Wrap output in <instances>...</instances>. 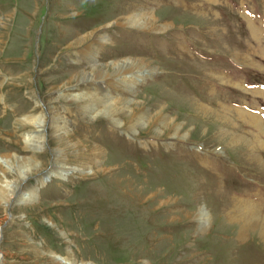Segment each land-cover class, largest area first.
Returning <instances> with one entry per match:
<instances>
[{"label": "rangeland", "instance_id": "obj_1", "mask_svg": "<svg viewBox=\"0 0 264 264\" xmlns=\"http://www.w3.org/2000/svg\"><path fill=\"white\" fill-rule=\"evenodd\" d=\"M141 9L174 27H109ZM250 28L264 47V0H0V179L19 172L17 160L3 158L37 155L40 163L28 180L38 186L34 200L8 206L0 198V264H264L255 223L248 241L207 235L221 217L248 220L234 213L243 206L238 200L264 213V51ZM75 32L91 34L90 42L109 36L98 51L102 63L139 58L156 69L130 88L107 82L89 90L132 99L138 116L172 118L188 139L167 137L172 127L160 139L147 136L157 124L139 137L105 118L88 122L76 106L55 99L74 141L98 148L99 156L71 154L67 163L82 169L42 183L54 172L57 146L48 137L40 152L30 149L24 118L43 112V101L65 88V75L88 68L80 50L69 49ZM241 112L258 122L239 119ZM227 133L244 145L226 141ZM201 208L210 212L206 229L196 220Z\"/></svg>", "mask_w": 264, "mask_h": 264}, {"label": "bare ground", "instance_id": "obj_2", "mask_svg": "<svg viewBox=\"0 0 264 264\" xmlns=\"http://www.w3.org/2000/svg\"><path fill=\"white\" fill-rule=\"evenodd\" d=\"M112 25H116V27L121 26L131 29H140L142 31L161 32V33L168 32L170 28L174 27L169 23L161 24V22L159 21V17L154 13L147 11L146 9H141L131 12L128 11V13H125V15L122 18H120V20H116L113 24H109V27H111ZM214 31L223 32L222 29H218V30L214 29ZM250 34L252 38L256 40L258 44H260V48L263 49L264 51V47L261 46L262 41L259 35L257 34L256 30L250 28ZM91 38H92L91 34L83 35L78 32H75L72 35V38L70 39L71 44H69V49L73 48L75 49V51H78L77 49L80 50L77 55V58L78 60L80 59V61H82L83 58L84 60L82 62H86L88 68H85L83 70H77L74 74L70 73L68 75H65L64 76L65 77L64 79L66 81V83L64 84L65 88L60 89L53 99L48 98L47 100L44 101L42 100L43 112L32 114L24 118L26 120V123L24 125L26 126V128H30L28 132H25V139H26L25 142L31 143L29 144L30 149H32L35 152L36 150L37 152H40V150H42V148L46 146L48 137H52L57 146L54 150L52 149L54 151L52 155L54 159L53 165L55 167L54 172L46 173V175L44 176L45 177L44 180L40 178L42 183H45L46 179H48L49 176H52V174H66L68 172H75L81 170L82 168L76 166L77 164L75 165V167H72L71 165L68 164L69 162L67 163L66 159L67 157L71 156V154L72 156H74V158L75 157L78 158V160L79 158L81 159V157H86V156L88 157L93 156L92 158H97L99 156L98 148L91 146L89 143L87 146H83L82 141L80 142L74 141V134H72L73 126L68 121L66 115L64 114L65 112L62 111V113H60V111L57 110L55 101L57 102L63 101L65 105L70 104L76 106L77 111L81 110L82 114L84 115L83 119H86L88 122H93L94 120L105 118L106 120L111 122L114 126L127 129L128 131L134 133L139 137H141V131L145 130L152 124H157L160 127L154 128L156 134L147 135V136H152L156 139H160L162 138L161 134L164 133V130L169 127H172V129L174 128V133L168 135L167 137L174 138L180 141H186L188 139V135L183 134V132L178 127V125H176L175 120L172 118L171 120L167 121L163 117L159 119L154 117L148 119L147 115L138 116L129 108L130 101L132 102V99H130L129 101L126 98H116L111 94L107 95L104 93H100V91L98 92V90L95 91L89 90L90 85H96V84L104 85L107 82H110L111 84H113L114 82H119L121 84L127 85V87L130 88L132 87V85L135 86L136 82L141 79V74H145L147 72H152L156 70L155 68H152V66H150L149 62L139 58L119 60L110 63H102L98 51L100 50L101 46L105 45V43H109L108 42L109 36L105 34H101L100 36H97L95 38L94 42H90ZM183 45L180 44L179 47ZM251 54H253V52H251ZM248 60H250V58H248ZM249 62L251 65H253L256 68L260 67L255 65L254 62L256 61L252 62V60H250ZM237 75L242 77V75H240L239 72L237 73ZM228 84H231V82L229 81ZM191 107H194V109H198L202 113L209 114L212 112L201 106L196 107V104L195 106L192 104ZM64 110L67 111L68 108L65 107ZM123 114H129L127 121L124 120V118H122ZM238 115L240 117L239 119H242L243 121L247 120L252 124H254V122L255 123L258 122V120L252 115L246 116L242 112ZM215 118L218 117L215 116ZM45 128L48 129V134L50 135L48 136L41 135L42 129ZM35 132L37 133V135L33 136V133ZM227 137L229 138H226V141H230V143L234 146L240 147L244 145L242 144V141L238 139V137L233 136L232 134L227 133ZM254 158L258 162H260L259 159L256 158V156ZM3 159H4V163H8L10 160L15 159L20 164H19V172L16 176L10 175L8 177H3L4 180L0 179V198L6 204H8V206L10 205V203H12L13 200H16L17 202H20L22 204L34 200V198L37 197L36 190L38 186L36 187L31 185L30 183L28 184V180L30 178H33L34 176L36 178L35 173L38 172V168L40 165L37 159V155L33 158H27V159L18 158L17 156H15V158L10 157ZM83 163L84 162L82 161L81 164ZM40 175H42V173ZM15 186L19 187L18 193L17 190L14 188ZM11 193H13L12 198L10 197ZM234 201L235 200H233V203ZM238 202H240V205L243 204V206L242 205L237 206L238 210L236 209L234 213H240L249 221L245 220L242 222L241 225L228 224V222L237 219L232 217L233 218L232 220V218L230 216L229 218L227 215L225 217H228L229 219L227 220V218L221 217L220 220L218 222H215L210 229H207L208 231L207 235H209L210 237L213 236L216 237L217 235L218 237L221 236L224 237V240H227L229 238L228 233L229 234L233 233L235 234L233 235L234 239L237 240L238 238L240 241H246L247 239H249L247 227L248 225L255 223L254 225L257 228L254 232L255 236H258L259 239L258 238L257 239L260 241V243L264 245V216H263L264 213L261 212L262 211L261 208L257 205L251 204L250 202H244L243 200L242 202L238 200ZM209 218H210V212L207 211L206 209L201 208L197 212L196 220L199 223L200 229L207 228V226L209 225ZM258 222H263V223L261 226H257ZM147 223H150V221H147ZM219 226L221 228H219ZM226 253H229V251H226ZM61 262L64 264H81L76 260H74L73 258H69V259L64 258L61 259Z\"/></svg>", "mask_w": 264, "mask_h": 264}]
</instances>
